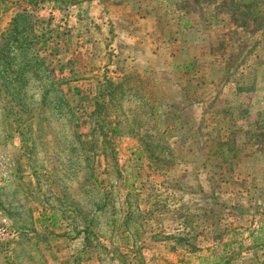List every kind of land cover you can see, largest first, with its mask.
I'll return each instance as SVG.
<instances>
[{
	"label": "rangeland",
	"instance_id": "1",
	"mask_svg": "<svg viewBox=\"0 0 264 264\" xmlns=\"http://www.w3.org/2000/svg\"><path fill=\"white\" fill-rule=\"evenodd\" d=\"M21 1L0 3V264H264V0Z\"/></svg>",
	"mask_w": 264,
	"mask_h": 264
},
{
	"label": "trees",
	"instance_id": "2",
	"mask_svg": "<svg viewBox=\"0 0 264 264\" xmlns=\"http://www.w3.org/2000/svg\"><path fill=\"white\" fill-rule=\"evenodd\" d=\"M244 3H245V7H252L250 8L249 10L251 12H255L257 11L258 9L255 8L257 6V1L258 0H251L250 2H247L248 0H242ZM5 3L6 0H0V3ZM21 2H25V6H29V9L28 10H25V12L23 11L22 13H24V17L28 19V15L30 13H33L35 11V9L37 8V6L39 5L40 1L39 0H22ZM75 2V1H74ZM29 11V12H28ZM32 17V16H31ZM129 78V76L127 77H123L119 82H112L111 80L107 79L105 80V83L103 85V89H101L99 92H98V96L100 99L104 98V97H108L109 100L108 102H111L112 100H117L118 98H122L124 96V93H125V90L126 89H132V88H135L137 86L133 84H131L132 86L130 85H126V80ZM127 84H129L127 82ZM105 104V101L103 103L101 102H98V100H95V103H94V106H95V110L96 109H99V108H103ZM219 143V147H222L224 145L220 144Z\"/></svg>",
	"mask_w": 264,
	"mask_h": 264
},
{
	"label": "built area",
	"instance_id": "3",
	"mask_svg": "<svg viewBox=\"0 0 264 264\" xmlns=\"http://www.w3.org/2000/svg\"><path fill=\"white\" fill-rule=\"evenodd\" d=\"M5 165H3L1 159H0V173L4 172ZM12 237V233L7 225V222L5 219L0 220V244L5 243Z\"/></svg>",
	"mask_w": 264,
	"mask_h": 264
}]
</instances>
